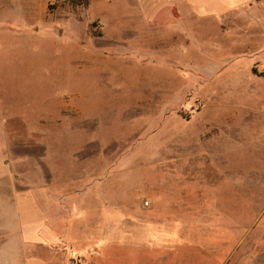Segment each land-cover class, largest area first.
<instances>
[{
	"label": "rangeland",
	"instance_id": "obj_1",
	"mask_svg": "<svg viewBox=\"0 0 264 264\" xmlns=\"http://www.w3.org/2000/svg\"><path fill=\"white\" fill-rule=\"evenodd\" d=\"M0 264H264V0H0Z\"/></svg>",
	"mask_w": 264,
	"mask_h": 264
}]
</instances>
